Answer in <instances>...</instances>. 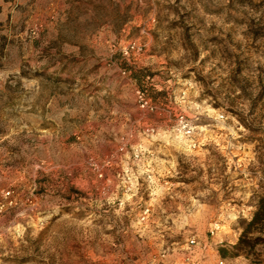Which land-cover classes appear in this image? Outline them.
<instances>
[{"label": "rangeland", "instance_id": "374dc122", "mask_svg": "<svg viewBox=\"0 0 264 264\" xmlns=\"http://www.w3.org/2000/svg\"><path fill=\"white\" fill-rule=\"evenodd\" d=\"M262 198L264 0H0V264H264Z\"/></svg>", "mask_w": 264, "mask_h": 264}, {"label": "built area", "instance_id": "2783aa9c", "mask_svg": "<svg viewBox=\"0 0 264 264\" xmlns=\"http://www.w3.org/2000/svg\"><path fill=\"white\" fill-rule=\"evenodd\" d=\"M147 106H148V101L142 100L141 108L145 109ZM180 124H181V130L183 134L187 138H192L194 135V128L189 124V122L182 119ZM208 248H209L208 244H202L195 238H192L191 240H189L187 242V248H186L187 250L186 263L187 264H206L207 256L205 255V251L208 250ZM220 264H223V261H220Z\"/></svg>", "mask_w": 264, "mask_h": 264}, {"label": "trees", "instance_id": "16d2710c", "mask_svg": "<svg viewBox=\"0 0 264 264\" xmlns=\"http://www.w3.org/2000/svg\"><path fill=\"white\" fill-rule=\"evenodd\" d=\"M254 231L264 232V198L260 200L257 212L255 213L251 222L248 224L247 229L244 231L240 239V244L236 247L238 252H242L244 249L254 248L255 243H253L251 239L246 241L248 235L252 234ZM242 247H244L243 250H241ZM220 253L222 256L226 257V252L224 250H221Z\"/></svg>", "mask_w": 264, "mask_h": 264}, {"label": "crops", "instance_id": "0c3cea01", "mask_svg": "<svg viewBox=\"0 0 264 264\" xmlns=\"http://www.w3.org/2000/svg\"><path fill=\"white\" fill-rule=\"evenodd\" d=\"M191 143H193V141H191ZM223 264H226V262H223Z\"/></svg>", "mask_w": 264, "mask_h": 264}]
</instances>
